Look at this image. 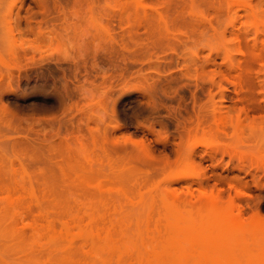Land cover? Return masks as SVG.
Returning <instances> with one entry per match:
<instances>
[{
  "label": "rangeland",
  "instance_id": "obj_1",
  "mask_svg": "<svg viewBox=\"0 0 264 264\" xmlns=\"http://www.w3.org/2000/svg\"><path fill=\"white\" fill-rule=\"evenodd\" d=\"M0 227V264H264V0H0Z\"/></svg>",
  "mask_w": 264,
  "mask_h": 264
},
{
  "label": "bare ground",
  "instance_id": "obj_2",
  "mask_svg": "<svg viewBox=\"0 0 264 264\" xmlns=\"http://www.w3.org/2000/svg\"><path fill=\"white\" fill-rule=\"evenodd\" d=\"M158 216H159V215H158ZM233 220H234V219H233ZM236 221H237V220H236ZM2 222H3V221H1V226L4 225V224L2 225ZM162 222H163V220H162ZM241 223H242V222H241ZM227 225H228V226H232L233 224H232L231 221H227ZM235 225H236V224H235ZM242 225H243V224H242ZM244 225H245V224H244ZM245 226H246V225H245ZM0 228H1V227H0ZM5 228H6V227H5ZM65 228H66V227H65ZM164 228H165V227H164ZM242 228H243V227H242ZM162 229H163V228H162ZM250 229H251V228H250ZM3 230H4V229H3ZM67 230H68V229H67ZM163 230H165V229H163ZM0 231H1V229H0ZM5 231H6V230H4V232H5ZM11 231H12V230H11ZM8 232H9V231H6V233H8ZM165 232H166V231H165ZM1 233H3V232H1ZM1 233H0V235H1ZM163 233H164V232H163ZM247 233H248V232H247ZM3 234H4V233H3ZM8 234H9V233H8ZM59 234H61V233L59 232ZM13 235H14V233H13ZM57 235H58V233H57ZM166 235H167V233H166ZM199 235H200V234H199ZM225 235H226V234H225ZM59 236H60V235H59ZM191 236H192V235H191ZM248 236H249V235H248ZM0 237H1V236H0ZM2 238H3V236H2ZM2 238H0V239H2ZM13 238H14V237H13ZM160 238H161V237H159L158 239H160ZM201 238H202V237H201ZM11 239H12V237H11ZM65 239H67V238H65ZM5 240H6V239H5ZM18 240H19V239H18ZM60 241H61V239H60ZM5 242H6V241H5ZM62 242H63V241H62ZM64 242H65V240H64ZM248 242H250V241H248ZM2 243H3V242H2ZM56 243H57V245H59V246H60V244H61V243L59 244V241H56V242H54V245H55V246L52 244L51 247H52V246H53V248L56 247V246H57ZM227 244H228V243H227ZM67 245H68V243H67ZM3 246H4V244H3ZM7 246H9L8 243H7ZM10 246H11V245H10ZM59 246H58V248H59ZM61 246H62V245H61ZM63 246H64V245H63ZM236 246H237V245H236ZM193 248H194V247H193ZM4 249H5V248H4ZM51 249H52V248H51ZM61 249H63V248H61ZM53 250H54V249H53ZM253 250H254V249H253ZM253 250H252V251H253ZM0 251H1V250H0ZM4 251H5V250H4ZM4 251H3V252L1 251V252L4 253ZM49 251H50V250H49ZM56 251H58V250H56ZM257 251H258V250H257ZM5 252H6V251H5ZM174 252H176V251L173 250V252H170V254L168 255V256L170 257V260H169V261H171V263L173 262V264H186V263H183V262L178 261V260H177V258H178V257H177V253H174ZM254 252H255V251H254ZM57 253H58V252H57ZM57 253H56V256H57ZM228 253H229L228 257H229V258H233V259L235 258V256H236L237 254H242L243 257H242V256H241V257H242L243 259L245 258L244 256H246V258H249V257L252 255V252H251L247 247H245V246H242V248H241L238 252H237V251L235 252V251H233V250H229ZM48 254H49V253H48ZM48 254H47V256H48ZM0 255H1V253H0ZM2 255H3V254H2ZM197 255H198V254H197ZM54 256H55V255H54ZM56 256H55V257H56ZM58 256H59V254H58ZM58 256L56 257L57 260L59 259ZM62 256H63V253H62ZM6 257H7V256H6ZM49 257H50V258H53L51 264H54V263H53V261H54L53 253H52V257H51V255H50ZM56 258H55V259H56ZM30 259H31V258H30ZM33 259H35V258H33ZM48 259H49V258H48ZM60 259H61V258H60ZM165 259H166V258H165ZM57 260H55L54 262H57ZM62 260H63V259H62ZM167 260H168V259H167ZM167 260H166V261H167ZM201 260H202L201 262H203V263H207V264H218L216 260L211 259V258H210L205 252H203V253L201 254ZM246 260H247V259H246ZM8 261H9V260H8ZM25 261H26V260H25ZM29 261H32V259L29 260ZM36 261H37V260H36ZM36 261H35V262H36ZM60 261H61V260H59V262H60ZM65 261H66V259H65ZM1 262H2V261H1ZM13 262H14V261H13ZM21 262H23V261H21ZM21 262H19V263L21 264ZM26 262H27V261H26ZM35 262H34V263H35ZM59 262H57V263H59ZM62 262H63V261H62ZM66 262H67V261H66ZM71 262H72V261H70V264H71ZM73 262H74V261H73ZM243 262H244V261H243ZM243 262H242V263H243ZM14 263H15V262H14ZM17 263H18V262H17ZM17 263H16V264H17ZM19 263H18V264H19ZM23 263H24V262H23ZM30 263H31V262H30ZM32 263H33V261H32ZM34 263H33V264H34ZM60 263H61V262H60ZM63 263H64V262H63ZM63 263H62V264H63ZM106 263H107V262H106ZM237 263H239V262L237 261ZM244 263H245V262H244ZM254 263H255V262H254ZM1 264H2V263H1ZM5 264H6V263H5ZM8 264H10V263H8ZM24 264H27V263H24ZM37 264H38V263H37ZM55 264H56V263H55ZM169 264H170V263H169Z\"/></svg>",
  "mask_w": 264,
  "mask_h": 264
}]
</instances>
